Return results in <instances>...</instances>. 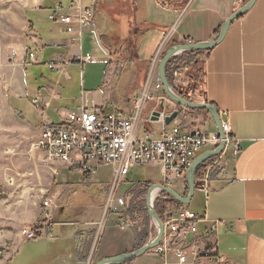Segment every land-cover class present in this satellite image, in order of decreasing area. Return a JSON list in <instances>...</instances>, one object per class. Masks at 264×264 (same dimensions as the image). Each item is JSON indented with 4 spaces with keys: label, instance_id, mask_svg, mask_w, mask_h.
Here are the masks:
<instances>
[{
    "label": "crops",
    "instance_id": "1",
    "mask_svg": "<svg viewBox=\"0 0 264 264\" xmlns=\"http://www.w3.org/2000/svg\"><path fill=\"white\" fill-rule=\"evenodd\" d=\"M103 1H97L94 8L97 14L94 13L92 22L82 32L78 44L70 41V36L63 31V25L56 21L53 12L49 14L50 19L45 22L43 31H36L39 32V35L36 34L39 39L34 38L25 43L27 48L25 53L33 52L35 55L36 60L32 63L38 64L39 59L44 61L51 59L47 63L53 61L67 63L65 73L57 75L54 85L43 86V90L46 91L43 95L44 106L39 110L38 118L34 119L37 127L43 123L55 124L52 121L53 117H58L62 121L66 112L79 110L83 105L104 112L115 110L129 112L130 99L141 89L140 83L137 85L136 69L139 65L145 66V70L150 66L156 50L166 35H169V39L164 42L163 53L172 42H175V45L185 44L188 39L193 43L213 41L225 20L240 8L233 0H165L162 3L159 0H129L128 5L133 7V10L128 15L122 14L113 19L103 10L100 12L99 6L104 3ZM113 1L108 0L110 3ZM54 2V5L58 2L66 4V0ZM84 4H89V0H84ZM36 6L39 8L31 11L33 19L29 21L38 30L35 23L40 26L43 20L34 14L41 15V9L51 4L48 0H38ZM130 25L133 29H130ZM129 30H132L131 34L128 33ZM132 38H137L135 43ZM103 39L107 41L108 46L104 45ZM115 40L133 45V49L128 51L125 49L127 47H124L126 54L129 52L130 69L120 77L119 73L116 76V68L110 56L111 50L117 49V44L120 46L119 49L122 48L120 43L114 42ZM86 42L91 43L103 56L108 67L104 74L110 77L94 87H87L86 84L80 87L78 96L69 98L67 104L63 88L59 85L62 83L61 80L65 83L72 81L69 72L72 66L68 60H79L78 54L80 51L83 52L82 45ZM86 56L89 55L84 57ZM20 60L23 63L24 55ZM95 60L91 57V61L83 65ZM199 60L201 72L197 83L201 85L202 90L200 94L191 95V101L206 102L213 105L217 111L227 112L226 120L236 138L238 150L233 154L232 148H229L228 154L231 158L229 164L227 161L226 167L222 166L224 158L211 171L212 177L207 193L195 186L194 194L195 191L198 192V200L202 202L201 213H205L206 219L221 222L216 229V245L218 256L225 258L223 264H264V0H255L247 12L233 20L220 43L200 56ZM121 79H124L125 83L120 86ZM26 87L23 83L21 91L17 92L19 90L15 89V92L22 96V90L26 92L24 89ZM35 90L41 93L40 88ZM34 100H37V97ZM54 103L58 104V107L53 108ZM68 105L71 109L65 107ZM153 107L154 104L148 105L138 127V133L145 129L156 133L170 132L178 130V125L181 126L180 131H186L188 125H193L192 129L217 131L209 114L207 116L189 109L190 112L198 114L196 117H190L179 107L176 118L165 125L160 120H152V116L149 118ZM150 164L158 168L160 180L130 181L126 175L123 181L130 186L125 190V195L119 196L130 195L144 182L160 183L161 167L154 163ZM44 165L54 175L53 179L61 176L64 183L59 185L61 181L59 183L53 181L48 188L50 197L59 199L60 203L54 209V221L42 227L41 235L34 240L25 241L20 237L16 241V248L4 264H86L94 246L96 224L103 214L108 189L104 196L98 199L87 198L88 202L82 201L81 205H78L80 208L75 209L74 206L77 205L71 202L65 206L72 192L71 187L65 185L70 183V175L73 172H79L60 163ZM64 172L70 174L67 176ZM79 174L84 180L81 173ZM176 181L180 187L178 192L182 194L184 180L175 179L172 181L173 186ZM127 209L128 202L125 203L123 210L112 212L110 225L104 229L99 242L95 257L98 261L132 252L143 238L148 242L153 235V226L148 222L144 232H140L138 228L140 231L137 237L132 228L135 215L127 216ZM43 210L38 221L44 220L45 209ZM122 222L125 223L124 229L119 228ZM207 224V222L198 224L199 233L203 232ZM196 238L198 237L190 236L189 239L191 241ZM169 261L174 263L175 260ZM128 264H163V261L151 249ZM196 264L216 262L200 259Z\"/></svg>",
    "mask_w": 264,
    "mask_h": 264
},
{
    "label": "rangeland",
    "instance_id": "2",
    "mask_svg": "<svg viewBox=\"0 0 264 264\" xmlns=\"http://www.w3.org/2000/svg\"><path fill=\"white\" fill-rule=\"evenodd\" d=\"M97 1L98 0H96V4ZM37 2L38 0H0V264H4L8 256L16 248V241L21 237V230L38 222L37 219L39 214L44 211V207L42 205L44 199L51 198L50 192L48 191L50 184L53 181L56 183L61 181L59 185L64 184L62 183L61 176H56L55 179H53L52 176L54 175H52V172L48 170L43 163L38 161L32 162V160L28 157L30 142L34 137L36 132L35 129L37 128L34 119L38 118V112L41 107L44 106L43 95L46 91L43 90V86L46 84L49 86L54 85L56 77L59 75L58 71L50 70L47 67V61H51V59H45V61L39 59L38 64L32 62L26 63L27 60H23L22 63L20 60L21 56H25L24 53L27 50L25 43L33 40L34 38L39 39L37 36L39 35V32L36 33V31H43L46 26L45 22L48 21L47 19L49 18V14L53 12L52 8L55 2L54 0H48V3L51 4V6H45L43 10L41 9L40 14L42 16L37 13L34 14V16L37 18L41 17L43 20V23L40 26L38 23H35L38 29L36 30V28L32 26V22H30L29 19H33L31 11L36 10L35 8L38 7L36 6ZM103 2L104 3H101L99 6L100 12L102 13L103 10L104 13L109 14L113 19H116L122 14L128 15L132 11V8L128 5L129 0H114L111 3L108 2V0H104ZM96 14L97 13H95V15ZM130 29H133L132 25H130ZM131 31L132 30H129L128 33L130 34ZM136 39H133L134 43L136 42ZM167 39H169V35H166L162 42H166ZM70 41L72 43L76 42V40H73V37H70ZM78 42L79 41H77V44ZM114 42H117V40ZM122 42L123 41H118L117 43H120L123 49H119L120 46L117 44L118 50L114 48L111 50L110 54V56H112V63L116 68V76L118 75L117 73H119V77L120 75L127 73L130 69V56L129 52L126 54L125 49H127V51L133 49L132 44L127 45L122 44ZM124 47L127 48L124 49ZM82 48L83 52L80 51L77 59L80 60L85 55H89L90 57H94L96 60L92 63L84 65L79 60H68V62L71 61L69 64L72 66L69 70L72 81L70 83H65L61 80L62 83L59 85L60 88H63V96L67 98L65 102L67 104H69V98L78 96L80 93V87L85 86V84L87 87H94L97 84H102V81H107L110 77L107 74L106 76L104 74V70H107L108 67L106 62L103 60V56L100 55L98 50H96L89 42L84 43ZM12 51L16 52V56L11 55ZM12 57L14 58L12 59ZM199 58L200 57H197L183 71L180 70L176 75H173L175 91L189 101H191V95L194 93L200 94L202 90L201 85H198L197 83L201 72V61ZM53 62L61 63L57 61ZM157 66L158 63L153 74L154 81L157 78L159 79ZM136 70L137 85L140 83V88H142L146 78H148L149 67L145 70V66L142 67L139 65ZM23 83L27 86L24 88L26 89V92L25 90L24 92L22 90V96H19L17 92L21 91ZM123 83H125V81L124 79H121L119 85L121 86ZM37 88H40L41 93H38L35 90ZM15 89L19 91L15 92ZM35 97H37L38 103L34 102ZM64 97L63 100L65 99ZM52 107H58V104L54 103ZM65 107L71 109V106L69 105ZM181 108L185 115L190 117L198 116L197 113L192 111L190 112L189 109L183 107ZM156 111H158V107L155 112ZM169 115L170 114H168V116ZM60 120L61 119H58V117H53L52 121H54V123H59L61 122ZM192 127L193 125H188L186 129L193 130ZM178 128L181 129V126L178 125ZM223 151L224 149L220 155H222ZM228 153L229 149L226 150V153H224L222 157V159L225 158L224 162H222V159L221 161H218L219 155L208 159L210 160V165L208 164V167L212 166L215 161L218 162L213 165V169L221 162V164H223L222 166L226 167L225 163L228 161L229 164V161L231 160L230 154ZM113 168L114 166L112 164L102 165L98 169L95 176L92 178H85L84 180L80 176V172H73L72 175H70L71 184L69 183L68 185H65L67 187H71L72 192L69 200H66L64 205L67 206V203L71 202L73 205H77L74 206L76 209L80 208L78 205H81L80 203H82V201L88 202L87 198L98 199L99 197L104 196L107 189L109 192L111 188ZM158 173V168L149 163L131 167L127 179L130 181H159L160 179L158 178ZM65 174L67 175L70 173ZM209 175L212 176L211 172ZM183 180L184 187L181 192L182 194L180 195L186 196L184 195L186 181L185 176ZM160 184H163L162 176ZM129 186L130 185L123 181L117 190V195H123ZM169 187L179 193L178 191L180 187L177 181L174 183V186L172 185ZM146 192L138 198L140 200L139 202L142 204L140 205L141 213L140 215L135 214L133 220L137 225L142 223L143 218L150 222L153 226L152 237L154 238L158 228L156 223L152 221L148 215L145 202ZM136 193H134V195ZM162 193L163 192L157 193L156 191L158 196ZM127 195L125 197L121 196L124 198V206L126 202H128L129 205L130 199H132L131 195ZM55 200V206L59 205V199ZM133 202H137V199L133 200ZM55 206H53V208ZM105 206L106 201L103 208V217L101 216L100 221L96 224L99 232L95 238L90 258L87 260L88 263L86 264H95L98 262L95 257L99 249V242L103 236L104 229L106 226L110 225L111 218L113 216L112 211L107 212ZM123 207H118V209L123 210ZM185 207H188L193 212L198 214L202 212V202L198 200L197 191H195L190 204ZM83 209H86V207H83ZM34 220L36 221L30 224V222ZM21 239L24 240L23 237H21Z\"/></svg>",
    "mask_w": 264,
    "mask_h": 264
},
{
    "label": "built area",
    "instance_id": "3",
    "mask_svg": "<svg viewBox=\"0 0 264 264\" xmlns=\"http://www.w3.org/2000/svg\"><path fill=\"white\" fill-rule=\"evenodd\" d=\"M247 1L233 0L237 7L243 6ZM95 4L96 0H89V4H84V0H66V4L59 2L54 5L53 15L56 21L63 25V31L77 42L84 29L93 20ZM188 43L193 42L188 39L185 44ZM163 48L164 42L156 50L144 85L130 99L129 112L120 110L104 112L101 109L83 105L79 110L66 112L59 123L39 125L29 147L28 157L32 162L60 163L68 169L80 172L84 178H92L102 165L112 164L113 177L105 209L107 212H116L118 207L124 206V198L117 195V190L131 167L149 163L159 165L162 183L169 187L175 179L184 178L197 155L202 151L217 148L222 141L225 142V148L222 155L218 156V161L229 148H232L233 154H236L238 144L226 120L227 112L224 111H218L223 139L217 131L209 132L201 129L159 133L145 129L138 133V127L148 105L154 103L150 118L158 107V101L164 98L160 80L158 78L153 80L158 59L163 55ZM11 55L16 56V52L12 51ZM24 60L35 61L34 53L26 52ZM79 61L90 62L91 57L86 56ZM47 67L62 74L65 73L67 64L50 62ZM179 71H176L174 75ZM34 102L36 103L37 100ZM178 107L173 104L169 110L164 109L160 112L159 120L162 124H164V117L174 111L178 112ZM218 161L208 167L204 176L196 181V188L205 194L210 181L209 173ZM157 196L155 194L154 200ZM54 200L44 199L42 203L45 209L44 220L23 228L21 237L24 240L38 238L42 227L54 221L56 208ZM161 221L163 235L159 244L152 250L162 259L163 264H196V261L200 259L215 260L216 264L225 263V258L218 256L216 245V229L220 221H208L204 212L198 214L188 207L166 212ZM201 222L208 224L203 232L199 233L198 224ZM119 228L124 229L125 223H120ZM98 232L99 230L97 234ZM152 236L150 240L153 239ZM190 236L198 238L190 241ZM199 243L202 245L199 246ZM170 259L175 260L174 263H171Z\"/></svg>",
    "mask_w": 264,
    "mask_h": 264
},
{
    "label": "water",
    "instance_id": "4",
    "mask_svg": "<svg viewBox=\"0 0 264 264\" xmlns=\"http://www.w3.org/2000/svg\"><path fill=\"white\" fill-rule=\"evenodd\" d=\"M255 0H248L243 6L238 8L233 14H231L225 22L221 25V28L219 30V34L217 38L213 41L210 42H195V43H188V44H175L170 47H168L162 57L160 58L157 66V74L160 79V82L163 87V94L164 98H161L158 101V111H154L152 114V120L158 121L160 117V112L163 111L164 109L169 110V108L175 104L176 106L183 107L186 109H204L208 112L209 116L213 120L216 130L220 137L223 139L224 135L221 131V121L218 116V111L217 109L206 102H192L184 97L180 96L169 84L167 77H166V64L168 61L181 54L184 52L188 51H208L212 48H214L217 44L220 43V41L223 39L230 23L243 15L245 12H247L252 5L254 4ZM178 112L174 111L172 112L169 116H166L164 118V124L168 125L170 124L177 116ZM225 148V142L222 141L219 146L213 150H205L204 152L200 153L197 155V157L194 159L192 162L191 166L189 169L186 171V183H187V188L188 192L186 196H182L179 193H177L173 188L165 186L160 183H155L150 186V188L146 192V197H145V202H146V207L148 211V215L151 218L152 221H154L157 225V233L153 240H149L146 242L142 247L126 253V254H121L117 256H113L110 258H105L102 260H99L95 264H125L133 259L139 257L140 255L144 254L145 252L153 249L161 240L162 235H163V225L161 219L158 217L154 210V197H151L153 191H160L163 192L169 196H171L173 199H175L177 202L183 204L184 206H188L190 204V201L193 197L194 190H195V177H194V172L196 168L203 164L206 160L211 159L213 157H216L220 155L222 150Z\"/></svg>",
    "mask_w": 264,
    "mask_h": 264
},
{
    "label": "trees",
    "instance_id": "5",
    "mask_svg": "<svg viewBox=\"0 0 264 264\" xmlns=\"http://www.w3.org/2000/svg\"><path fill=\"white\" fill-rule=\"evenodd\" d=\"M165 0H159L160 3H162ZM133 10V7H132ZM131 34V32H130ZM104 41V45L108 46L107 41L105 39H103ZM175 42L171 43V46L174 45ZM207 53V51H188V52H184L181 53L173 58H171L168 63L166 64V77L167 80L170 84V86L175 90V86H174V80H173V75L176 71L178 70H182L187 68L197 57H200L202 55H205ZM198 113H202L204 115H208V112L204 109H193ZM209 161H206L205 163L199 165L195 172H194V177H195V181L199 180L202 176H204L206 168L210 165ZM209 164V165H208ZM212 174V172H211ZM211 175H209V178L211 179ZM153 185V183L150 182H144L142 183L140 186H138V188H136V190H134V192H132L130 202L128 205V209H127V216H131L133 217L136 213L141 212L140 210V205H142L139 201V197H141V195H144L145 192L150 188V186ZM142 189V190H141ZM137 191V193H136ZM188 192V188H187V183L185 181V191H184V195H186ZM134 193H136L134 195ZM137 202H133V200H136ZM139 204V205H138ZM185 207L183 204L177 202L175 199H173L171 196L162 193L161 195H159L155 201H154V210L156 212V214L158 215V217L160 219L163 218L164 214L166 212H172L175 210H178L180 208ZM145 211V210H144ZM141 218V217H140ZM148 227V221L143 218L142 219V223L140 225L135 224V221L132 222V228L134 233L136 234V236L138 237V233L140 232H144L145 228ZM138 228H140V230H138ZM143 234V233H142ZM146 243L145 238H143V241H141V243H137L136 244V249L142 247L144 244ZM128 264V263H126Z\"/></svg>",
    "mask_w": 264,
    "mask_h": 264
},
{
    "label": "bare ground",
    "instance_id": "6",
    "mask_svg": "<svg viewBox=\"0 0 264 264\" xmlns=\"http://www.w3.org/2000/svg\"><path fill=\"white\" fill-rule=\"evenodd\" d=\"M58 3H59V2H58ZM155 194H156V191H153V193H152L151 197H154V196H155Z\"/></svg>",
    "mask_w": 264,
    "mask_h": 264
}]
</instances>
